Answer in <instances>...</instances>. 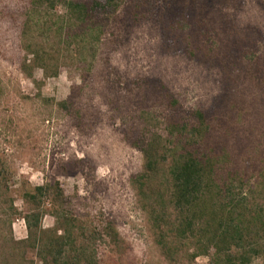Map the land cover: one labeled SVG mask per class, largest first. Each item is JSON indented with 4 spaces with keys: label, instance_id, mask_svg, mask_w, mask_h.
<instances>
[{
    "label": "trees",
    "instance_id": "1",
    "mask_svg": "<svg viewBox=\"0 0 264 264\" xmlns=\"http://www.w3.org/2000/svg\"><path fill=\"white\" fill-rule=\"evenodd\" d=\"M229 1L0 0V26L17 24L22 59L16 64L28 79L38 70L56 77L67 58L93 67L102 42L110 36L120 40V25L134 30L151 19L167 52L226 70L223 92L208 108L185 107L164 82L148 77L131 80L113 105L114 119L135 118L125 134L145 162L135 184L147 201L156 245L167 264H195L202 257L208 264H264V170L251 179L231 152L232 140L243 138L233 121L242 113L230 110L242 80L232 76L242 59H234L237 53L231 51L216 55V43L204 34L206 9ZM194 33L200 34L196 43L189 40ZM244 44L238 40L237 47ZM218 135L225 143L217 142ZM8 174L0 159V198L9 209L0 220V264H121L124 244L114 222L102 214L93 222L78 218L59 183L23 189L22 213L3 183ZM47 214L55 220L51 230L43 227ZM19 217L27 229L21 241L13 231ZM106 241L110 252L101 249Z\"/></svg>",
    "mask_w": 264,
    "mask_h": 264
},
{
    "label": "rangeland",
    "instance_id": "2",
    "mask_svg": "<svg viewBox=\"0 0 264 264\" xmlns=\"http://www.w3.org/2000/svg\"><path fill=\"white\" fill-rule=\"evenodd\" d=\"M229 2L206 9L203 33L209 43H216V55L231 51L237 53L234 59H242L243 66L232 76L242 80L236 87L237 105L230 110L242 113L233 121L243 138L232 140L231 152L236 151L240 170L254 179L264 170V0ZM9 24L0 26V159L9 172L3 183L16 207L26 212L23 189L59 183L78 218L93 222L102 214L115 223L124 244L119 263L167 264L156 245L147 201L135 184L145 164L125 138L135 118L114 119L113 105L131 80L148 77L164 82L185 107L208 108L223 92L226 70L167 52L161 30L151 19L134 30L131 24L120 25V40H104L93 67L67 58L56 77L38 70L32 80L16 64L22 59L16 48L17 24ZM199 37L194 33L189 40L196 43ZM238 40L245 43L243 48L237 47ZM69 100L73 104L61 106ZM218 136L217 142L225 143L224 136ZM162 177L159 173L158 180ZM8 211L0 198V220ZM54 226L47 214L44 229ZM13 231L16 240L27 238L21 217ZM100 245L110 252V242ZM29 259L37 262L35 254ZM195 264H208V259Z\"/></svg>",
    "mask_w": 264,
    "mask_h": 264
}]
</instances>
